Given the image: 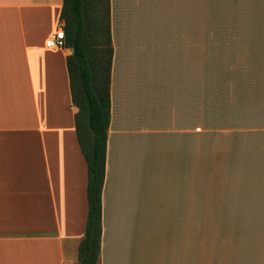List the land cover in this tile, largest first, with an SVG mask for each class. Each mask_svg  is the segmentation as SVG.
<instances>
[{
    "label": "crops",
    "instance_id": "obj_1",
    "mask_svg": "<svg viewBox=\"0 0 264 264\" xmlns=\"http://www.w3.org/2000/svg\"><path fill=\"white\" fill-rule=\"evenodd\" d=\"M108 3L96 264H264V0ZM61 4L0 0V264H75L83 235L70 50L44 46ZM199 69L227 74L222 104L203 96L206 119L222 121L205 128Z\"/></svg>",
    "mask_w": 264,
    "mask_h": 264
},
{
    "label": "trees",
    "instance_id": "obj_2",
    "mask_svg": "<svg viewBox=\"0 0 264 264\" xmlns=\"http://www.w3.org/2000/svg\"><path fill=\"white\" fill-rule=\"evenodd\" d=\"M70 103L76 142L86 167V217L75 264H96L100 242V195L106 132L110 121V36L108 0H62Z\"/></svg>",
    "mask_w": 264,
    "mask_h": 264
},
{
    "label": "rangeland",
    "instance_id": "obj_3",
    "mask_svg": "<svg viewBox=\"0 0 264 264\" xmlns=\"http://www.w3.org/2000/svg\"><path fill=\"white\" fill-rule=\"evenodd\" d=\"M224 73L226 74V70H207V69H199V117H198V125L199 128L202 127H207L208 126H212L215 124H218L222 121L219 120V118H213L209 117L208 119H206V115H205V111H204V103L202 101L203 96L205 94L208 93H212L213 98H215L216 100H219L220 102H215L216 104H222V100H223V95L221 93L220 90L217 89H221V86L215 84L218 83L217 80L218 78H222L225 77ZM227 75V74H226ZM209 78H211V80H209ZM226 87H229V89L231 90H227V94L229 97V100L231 99L232 102L230 103L231 105L234 104V102L236 103L235 99L232 98V96L234 97V94H232L234 91H236L237 86L234 85H227ZM231 92V93H230ZM211 96V98H212ZM232 107L230 106V109ZM225 127L232 129V128H237V118L235 117H230V118H226L225 122ZM215 184H219L218 187H222V185H224V187L226 188H237V182L234 181H230V182H214Z\"/></svg>",
    "mask_w": 264,
    "mask_h": 264
},
{
    "label": "built area",
    "instance_id": "obj_4",
    "mask_svg": "<svg viewBox=\"0 0 264 264\" xmlns=\"http://www.w3.org/2000/svg\"><path fill=\"white\" fill-rule=\"evenodd\" d=\"M46 48L59 49L63 47V32L57 29L53 34H51L44 43Z\"/></svg>",
    "mask_w": 264,
    "mask_h": 264
}]
</instances>
